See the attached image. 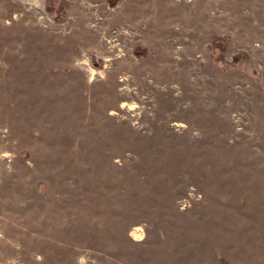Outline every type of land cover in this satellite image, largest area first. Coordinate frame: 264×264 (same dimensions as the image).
Masks as SVG:
<instances>
[{"label":"rangeland","instance_id":"1","mask_svg":"<svg viewBox=\"0 0 264 264\" xmlns=\"http://www.w3.org/2000/svg\"><path fill=\"white\" fill-rule=\"evenodd\" d=\"M0 264H264V0H0Z\"/></svg>","mask_w":264,"mask_h":264},{"label":"trees","instance_id":"2","mask_svg":"<svg viewBox=\"0 0 264 264\" xmlns=\"http://www.w3.org/2000/svg\"><path fill=\"white\" fill-rule=\"evenodd\" d=\"M119 0H109L110 6H115L118 3Z\"/></svg>","mask_w":264,"mask_h":264},{"label":"bare ground","instance_id":"3","mask_svg":"<svg viewBox=\"0 0 264 264\" xmlns=\"http://www.w3.org/2000/svg\"><path fill=\"white\" fill-rule=\"evenodd\" d=\"M208 5H210V4H208ZM205 8L207 9L208 7H207V5L205 6ZM206 14V12L205 11H202V15H205ZM163 37V36H162ZM168 37V36H167ZM172 41V40H171ZM170 41H165L164 43H167V44H170L169 43ZM166 45V44H165ZM172 54V53H171Z\"/></svg>","mask_w":264,"mask_h":264}]
</instances>
